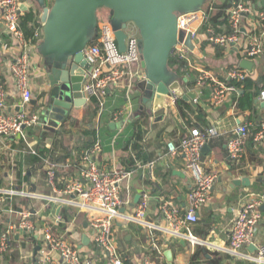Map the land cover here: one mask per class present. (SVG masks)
Returning a JSON list of instances; mask_svg holds the SVG:
<instances>
[{
	"label": "crops",
	"instance_id": "1",
	"mask_svg": "<svg viewBox=\"0 0 264 264\" xmlns=\"http://www.w3.org/2000/svg\"><path fill=\"white\" fill-rule=\"evenodd\" d=\"M215 1L222 3L225 0ZM22 2L29 10H36L40 23L41 10L37 8L34 0ZM232 2L244 3L250 7V11L241 18V44L221 48L211 45L201 35L191 55L196 68L211 73L223 83L232 81L227 77L228 71H244L246 78H250L256 84V91L258 90L257 98L250 107L244 110L239 108V97L243 92L236 87V93L229 94L222 106L213 107L209 98L210 86L205 85L195 90L196 75L186 73L180 78L187 80V83H182L181 86L183 95L194 94L198 103H194L193 99L178 98L173 104L168 96L164 98L166 100L163 104L156 103L153 114L149 115L144 109L140 110L142 104L135 87L130 96L131 109L121 116L119 121H113L112 112L123 110L127 103L123 91L112 89L104 97L105 104L101 115L97 114V109L90 124L82 120L88 106L85 105L72 109L66 117L58 120L53 132L49 130L53 127L51 124L40 121L39 125L25 129L23 140L12 137L1 139L0 190L37 197H54L46 184L44 160L47 158L55 163L70 166L57 172V186L62 187L70 176L75 175L72 163L79 160L78 155L85 150L82 145L87 139L83 137L82 132H86L92 144L97 140L102 146V153L98 158L101 169L108 170L113 163L127 167L129 159H136L134 162L138 161L144 166L135 170L131 191L129 195L123 196L124 205L120 208V213L126 218L116 219L113 225L117 244L124 251L129 264H141L144 257L149 258L153 264H189L193 252L187 241L159 229L151 233L128 219L134 216L136 204H133V200L141 190L147 191L150 196L145 216L147 223L166 229L167 224L159 211L163 202L172 203L183 212L193 180L185 169L181 155L170 158L166 156V144L169 141H180L193 128L201 131L216 128L217 137L211 138L205 145L207 148L203 150L204 146L200 153L204 172L217 176L211 191L212 200L199 210L197 222L190 224L188 228L195 237L210 245L197 247L202 252L198 264H250L232 258L220 249L228 245L230 226L241 205L250 197L264 196V178L261 172L264 170V137L262 140L256 138L264 121V100L259 99L260 92L264 90V53L253 59L243 55V45L249 41L262 42L264 48V25L258 24L256 17L260 11H264V0H231ZM103 17L107 18L108 14ZM0 29V82L8 91V103L16 107L19 104V96L9 75V64L17 52L11 38L4 33L1 22ZM35 53L37 56L34 62L39 69L31 78L32 100L27 111L39 116L42 100L50 87L46 81L41 57L37 51ZM243 59L252 62L250 70L240 67ZM180 100L187 104L189 110L183 109L181 113L178 107ZM136 120H140L138 125L142 131L138 140L134 135ZM244 124L247 128L245 155L242 159L234 161L227 154V142L237 137L235 129ZM132 144L137 147L132 148ZM42 148L47 150V154H39ZM32 151L37 153L41 163L35 161L36 156ZM236 180H247V185L235 186L232 182ZM0 200V237L7 229H14L10 233L8 250L0 257V264H45L42 261L43 243L37 234L16 230L23 213L30 214L36 232H40V229L47 225L55 237H60L79 249L83 256L89 257L95 264H108L99 248L93 244L86 215L78 208L24 196L1 195ZM16 208L18 209L15 210ZM259 210L262 219L256 227L253 244L244 250L245 253H254L264 245V201ZM58 215L62 217V221L59 225H54L53 219ZM153 235L161 255L151 252L148 248L149 239ZM84 239L87 240L86 243ZM168 251L172 254L170 263L164 256Z\"/></svg>",
	"mask_w": 264,
	"mask_h": 264
},
{
	"label": "built area",
	"instance_id": "2",
	"mask_svg": "<svg viewBox=\"0 0 264 264\" xmlns=\"http://www.w3.org/2000/svg\"><path fill=\"white\" fill-rule=\"evenodd\" d=\"M231 4L232 6L227 11V23L231 30L229 35L218 36L210 27H206L202 32L208 17L203 10L178 15V28L191 34V42H193L195 48L196 41L201 35L213 46L223 48L231 44L240 45L241 18L250 11V7L244 3L232 2ZM24 6L26 7V4L22 0H0V22L4 33L11 38L17 52L13 61L9 64V75L19 96L18 106L10 105L8 103V91L5 85L0 82V140L8 137L23 140L25 139V129H31L40 124L39 116L30 113L27 108L32 100L31 78L39 69L34 62V58L37 56L35 51H37L42 40V27L40 24V28L35 30L31 39L27 40L25 38L23 30L20 28V19L24 14L21 8ZM26 8L28 9V6ZM256 17L258 24L263 26L264 11H260ZM97 26L96 38L82 53L83 59L89 65V71L86 73L87 83L84 84L82 92L83 98L86 105H89L90 100L95 98L98 101L97 114L101 115L105 104L104 97L108 94V91L112 89L123 91L127 103L125 108L115 110L111 114L113 121H119L121 116L131 109L132 100L130 96L135 91L136 82L144 79L139 53V37L136 29L129 26L124 31L126 35L124 40L125 51L122 53L118 49L111 25L108 22H98ZM191 53L183 45L178 44L171 49L170 58L183 61ZM262 53H264L262 42L253 40L243 45V55L246 58L253 59ZM227 77L240 83L245 80L247 75L244 71L232 69L228 71ZM194 80L195 90L201 89L205 85L210 86L209 98L213 107L222 106L227 99L226 97L237 91L233 85L220 82L211 73L199 68H196ZM178 98L175 94L169 96L173 104L179 100ZM259 99L264 100V90L260 92ZM193 102L198 103V99L194 98ZM246 131V124L237 127L235 129L237 137L227 142V154L234 161L242 159L245 155ZM217 134L216 128H207L202 131L193 128L180 141H169L166 144V156L170 158L181 155L185 162V169L193 180L183 212L172 203L163 202L160 205L159 211L167 224L166 229L145 221L150 200V196L145 190L137 193L140 197L134 207V216L127 219L130 222L139 224L151 233L159 229V231L187 241L192 252L198 246H210L195 237L188 226L197 222L199 210L212 200L211 191L217 181V176L204 172L200 153L207 142L211 138L217 137ZM263 137L264 121L256 138L262 140ZM31 153L37 155L35 151ZM101 153L102 146L97 140L94 141L91 148L80 152L78 155L79 160L72 163L75 175L70 176L61 188L57 186V172L69 165L55 163L46 158L44 160L46 184L55 195L54 197H37L21 192L3 190H0V196L41 198L49 203L78 208L86 215V223L91 233L92 242L99 248L103 258L108 264H123L117 247V238L113 232V225L116 219L126 218L120 213V208L124 205L123 196L129 195L131 191L130 186L135 170L144 166L136 161L134 170L129 171L113 163L111 168L104 170L98 165V158ZM261 172L264 178V170ZM263 201L264 196H253L241 205L230 226L228 245L221 248L220 251L246 263L264 264V245L257 248L254 253L244 252L247 247L253 244L257 232L256 227L262 219L259 209ZM21 216V221L16 230L25 231L28 234H37L43 243V263L95 264L92 259L83 256L79 249L69 245L62 238L55 237L49 226L44 225L40 232H36L29 213H23ZM61 221L62 217L58 215L54 217L53 224L59 225ZM12 230L14 229H7L0 237V257L8 250ZM148 248L151 252H156L158 255L162 254L154 235L149 239ZM141 264L153 263L149 258L144 257Z\"/></svg>",
	"mask_w": 264,
	"mask_h": 264
},
{
	"label": "water",
	"instance_id": "3",
	"mask_svg": "<svg viewBox=\"0 0 264 264\" xmlns=\"http://www.w3.org/2000/svg\"><path fill=\"white\" fill-rule=\"evenodd\" d=\"M208 1L34 0L41 10L42 40L38 45V55L50 87L42 100L39 121L51 124L53 127L49 130L53 132L63 114L86 105L82 92L87 83L89 65L82 53L97 36V12L100 9L108 11V21L120 52L125 51L124 31L133 26L138 33L144 73V79L136 82L142 104L140 110L153 114L155 104H163L166 100L164 98L171 94L184 100H194V94L183 95L181 86L187 80H181L169 68L168 61L171 49L178 44L189 52L195 50L191 34L178 28L177 16L198 12ZM21 9L23 12L27 10L25 7ZM251 66L252 62L245 59L240 65L247 70ZM206 148L205 146L203 150ZM232 184L246 186L247 180H236ZM139 197V194L135 196L133 204L138 202ZM86 242L84 239V243ZM164 256L169 263L172 261L170 251Z\"/></svg>",
	"mask_w": 264,
	"mask_h": 264
},
{
	"label": "trees",
	"instance_id": "4",
	"mask_svg": "<svg viewBox=\"0 0 264 264\" xmlns=\"http://www.w3.org/2000/svg\"><path fill=\"white\" fill-rule=\"evenodd\" d=\"M247 5V4H246ZM232 6L231 0H225L222 3L216 2L215 0H209L208 2L205 3L203 8L201 10L205 11L206 14L208 15L207 21L204 24V27L202 30H204L206 27H210L213 29L216 35L218 36H223V35H229L231 33L230 26L227 23V10ZM20 28H22L25 38L27 40L31 39L34 36L35 30L37 28H40V23L38 21V18L36 17V10L30 9L21 16L20 19ZM1 30V29H0ZM169 68L179 77L182 78L186 73H191L194 76L196 75V66H195V61L190 54L186 60L183 61H177L176 59L169 58ZM230 85H234L239 91H242L243 94L239 97V108L241 110H244L245 108H248L252 105L253 101L255 98H257L258 90L256 91V84L250 79V78H245L243 82L240 83H235L234 81H229L227 82ZM91 103L87 106V109L85 111V115L82 120L85 121L86 124H90L97 109H98V101H96L95 98L90 100ZM178 107L182 113V110H189L188 106L186 103L183 101L178 102ZM190 112V111H188ZM183 116V115H182ZM69 120V118H68ZM140 120H136L134 122V127H135V138L138 140L140 139V136L142 134V131L138 125ZM83 137L87 139V141H84L83 143V148L85 150L89 149L92 147L91 140L89 139V134L86 132H82ZM136 144H132V148H136ZM77 152V149H75ZM47 154V150L45 148H42L39 151L40 155ZM50 153V152H48ZM52 155V154H51ZM35 161L38 163H41V159L39 156H36L34 158ZM136 160V159H135ZM134 159H129L128 161V166L124 167V169L132 171L134 170L135 166V161ZM45 174V170H44ZM58 187H61L58 185ZM29 202V201H27ZM16 208L15 210H17ZM156 234V233H154ZM157 235V234H156ZM118 251L120 252V256L122 259L123 264H129L128 259L124 255V251L121 250L119 245L117 244ZM201 250L197 249L192 253L189 264H198L200 258H201Z\"/></svg>",
	"mask_w": 264,
	"mask_h": 264
},
{
	"label": "rangeland",
	"instance_id": "5",
	"mask_svg": "<svg viewBox=\"0 0 264 264\" xmlns=\"http://www.w3.org/2000/svg\"><path fill=\"white\" fill-rule=\"evenodd\" d=\"M104 14H108V11L105 9L98 10V12H97L98 22H108L109 23L108 17L107 18L103 17ZM109 25H110V23H109ZM37 52H38V48H37ZM66 116H67L66 114H63L61 116V118L58 120H62V118L66 117Z\"/></svg>",
	"mask_w": 264,
	"mask_h": 264
}]
</instances>
